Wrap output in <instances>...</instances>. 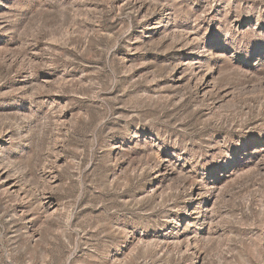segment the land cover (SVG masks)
<instances>
[{
  "label": "rangeland",
  "instance_id": "1",
  "mask_svg": "<svg viewBox=\"0 0 264 264\" xmlns=\"http://www.w3.org/2000/svg\"><path fill=\"white\" fill-rule=\"evenodd\" d=\"M141 1L0 0V264H264V0Z\"/></svg>",
  "mask_w": 264,
  "mask_h": 264
},
{
  "label": "bare ground",
  "instance_id": "2",
  "mask_svg": "<svg viewBox=\"0 0 264 264\" xmlns=\"http://www.w3.org/2000/svg\"><path fill=\"white\" fill-rule=\"evenodd\" d=\"M135 3L137 4L138 9L143 10L145 12L149 8L144 1L135 0ZM183 46L184 45H182V47ZM64 108L65 106L63 107V109ZM4 150L5 149L2 148L1 146L0 147V192L6 198H8V200L19 201V203H22L21 205H23L22 207L23 209L21 210L18 209L19 211L17 209L12 210V218H21L23 215H27V218H29V223L30 224L32 223L30 226L31 229H29L28 231L26 230L27 241L28 244H35L36 242H38V240L41 239V232L39 227L43 225H47L51 221L61 218L60 206L58 207L57 205H55V202H52L50 200L51 196H49V190L51 189V186L54 183L55 176L52 171H47L44 168H42L39 173L37 186H35L34 188L29 187L26 184V182H24L20 177H18L15 174L13 175V170L11 169V167L3 160V158H1V154ZM11 178H12V182H8V180ZM200 185L199 187L192 188V195L190 196V201H189L190 204L188 206L189 212H187L188 218L184 222V227H189L193 221L197 220V217H199L200 215V209L207 202V199L204 198L205 195L203 196ZM173 244H175L174 241ZM193 245L195 244H192V246ZM194 255H197V253Z\"/></svg>",
  "mask_w": 264,
  "mask_h": 264
}]
</instances>
